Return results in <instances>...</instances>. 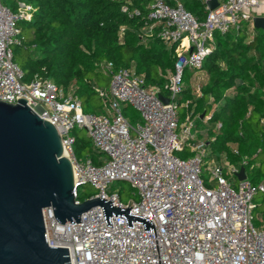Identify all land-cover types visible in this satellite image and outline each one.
<instances>
[{
	"label": "built area",
	"instance_id": "2783aa9c",
	"mask_svg": "<svg viewBox=\"0 0 264 264\" xmlns=\"http://www.w3.org/2000/svg\"><path fill=\"white\" fill-rule=\"evenodd\" d=\"M10 1L14 9L4 5ZM174 1L171 6L166 0H152L148 14L159 25V39L170 46L178 43L173 70L165 77L166 95L147 87L132 69H115L105 62L100 69L109 75V91L95 90L105 107L104 114L96 115L84 113L75 95L49 80L23 81V72L13 62L12 46L20 34L17 23L29 20L33 7L22 0H0V102L16 105L23 99L33 114L55 127L71 163L76 203H82L77 189L90 185L97 193L89 199L128 208L130 215L145 218L154 227L155 233H144L142 224L132 222L129 229L122 217H110L111 227H107L101 207L82 214L80 223L60 225L52 209H44L47 244L67 249L70 264H264V224L256 227L253 215V198L264 194V181H249L246 158L239 167L222 160L223 156L205 166L208 139L197 140L192 134L197 116L190 112L180 125L179 109L187 102H178L185 69L201 71L215 35L238 30L242 23L254 29V20L264 19V0H216L213 10L206 5L209 0H201L206 10L202 21ZM152 30L153 25L147 35ZM123 106L133 108L140 122L131 125L122 114ZM76 128L85 130L93 149L104 156L99 165L76 158L71 135ZM220 128L217 124L216 130ZM186 147L191 156L178 157ZM240 169L245 174L242 181L237 179ZM115 181L127 182L137 201L126 204L118 194H109L108 187Z\"/></svg>",
	"mask_w": 264,
	"mask_h": 264
},
{
	"label": "trees",
	"instance_id": "16d2710c",
	"mask_svg": "<svg viewBox=\"0 0 264 264\" xmlns=\"http://www.w3.org/2000/svg\"><path fill=\"white\" fill-rule=\"evenodd\" d=\"M26 1L33 7L31 17L17 23L20 34L12 46L13 62L23 72L24 82L49 80L75 95L84 113L102 115L104 100L88 76L109 78L100 64L110 62L115 69H132L147 87L166 95L165 77L173 70L178 43L170 46L157 37L159 25L148 19L152 0ZM177 1L198 21L205 18L201 0ZM166 2L175 5L174 0ZM10 3L14 9L15 3ZM152 25V33L147 35ZM201 71L207 79L201 80L198 90L185 83L183 76L178 102L187 104L179 109V120L184 121L187 112L197 116L194 124L197 129L206 128L201 135L208 137L213 160L223 156L222 160L238 165L246 158L249 167L260 156L264 162V29L241 26L215 35ZM122 114L132 125L140 122L129 106L122 107ZM201 115L208 117L207 121L200 119ZM90 153L92 163L99 165L103 156L93 147ZM81 187L77 200L83 202Z\"/></svg>",
	"mask_w": 264,
	"mask_h": 264
},
{
	"label": "water",
	"instance_id": "95a60500",
	"mask_svg": "<svg viewBox=\"0 0 264 264\" xmlns=\"http://www.w3.org/2000/svg\"><path fill=\"white\" fill-rule=\"evenodd\" d=\"M206 5L213 10L218 2ZM254 29H264L263 18L254 20ZM237 179H245L244 169ZM74 190L71 163L55 127L33 114L23 99L16 105L0 102V264H70L67 249L47 244L42 216L47 208L60 225L80 223L82 214L101 207L107 227L110 217H122L129 229L135 222L144 233H155L149 220L130 215L128 208H113L97 197L76 203Z\"/></svg>",
	"mask_w": 264,
	"mask_h": 264
},
{
	"label": "rangeland",
	"instance_id": "374dc122",
	"mask_svg": "<svg viewBox=\"0 0 264 264\" xmlns=\"http://www.w3.org/2000/svg\"><path fill=\"white\" fill-rule=\"evenodd\" d=\"M22 1L28 2L26 0H22ZM10 2H6V3H4V5L10 7L11 6ZM241 25H242V28H244L245 30L248 29L247 24L242 23ZM202 73H204V72L199 71V73H193L192 71H190L189 69L186 68L184 71L185 83L189 82V83H191V85H193V84L195 85V84L201 82V80L203 79ZM88 78H89V80L93 81L96 84L97 88L105 90V91H109V78L106 77L105 75L91 74L88 76ZM93 106L97 109L99 107V105L96 103H94ZM95 113L98 114L97 112H95ZM179 123L181 125V123H183V121L181 120ZM205 130H206V128H204L202 126H200V128L197 129L195 124H194V127L192 128L191 132H192V134H194L196 136L197 140H204L205 138H208V137H204L203 135H201V133ZM177 132H179V129ZM71 135L76 140V143L73 146L76 158L80 162H86L88 159H91V153L90 152L92 149V143H91L90 139L88 138L86 131L76 128L75 130H73L71 132ZM177 155H178V157H180L182 159H185V158H188L191 156V154L189 153V149L187 147L185 148L184 153H177ZM212 158L213 157H211L209 148L207 146L206 155L203 158V161L205 162V166L207 165V163ZM261 159L262 158L259 156V158L253 162V165H251L252 168H251V166L245 168L246 173L248 175V179L253 184H259V183L264 181V162H262ZM235 166L239 167L240 162L238 163V165H235ZM259 169H260V171H259ZM256 174H258V176H256ZM202 177L204 180L208 179V176L206 173H204L202 175ZM253 179H256V180L254 181ZM233 187H236V185H234ZM79 192L81 193V196L84 199H89L97 193L93 189V187H91L90 185H85V186L81 187L79 189ZM107 192L109 194H118L121 202L126 203V204H128L131 201H133V202L137 201V196H136L135 190H133L130 187V185L125 181L112 182L109 185ZM253 204L256 206V209L253 212L254 225L256 227H259L262 224H264V194H256L253 198Z\"/></svg>",
	"mask_w": 264,
	"mask_h": 264
},
{
	"label": "crops",
	"instance_id": "0c3cea01",
	"mask_svg": "<svg viewBox=\"0 0 264 264\" xmlns=\"http://www.w3.org/2000/svg\"><path fill=\"white\" fill-rule=\"evenodd\" d=\"M202 74H203V80L207 79V76L204 73Z\"/></svg>",
	"mask_w": 264,
	"mask_h": 264
},
{
	"label": "bare ground",
	"instance_id": "6f19581e",
	"mask_svg": "<svg viewBox=\"0 0 264 264\" xmlns=\"http://www.w3.org/2000/svg\"><path fill=\"white\" fill-rule=\"evenodd\" d=\"M63 156L65 157V155L63 154Z\"/></svg>",
	"mask_w": 264,
	"mask_h": 264
}]
</instances>
